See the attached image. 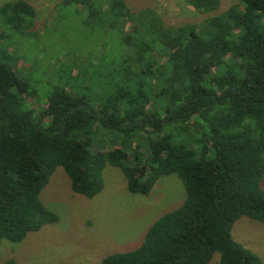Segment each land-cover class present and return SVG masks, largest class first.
Wrapping results in <instances>:
<instances>
[{"label": "trees", "instance_id": "1", "mask_svg": "<svg viewBox=\"0 0 264 264\" xmlns=\"http://www.w3.org/2000/svg\"><path fill=\"white\" fill-rule=\"evenodd\" d=\"M185 1L214 13L171 26L126 0H60L83 15L86 42L64 53L74 52L69 64L56 61L64 71L52 67L60 81L37 109L0 47V242L58 221L39 196L56 167L92 198L109 164L142 195L176 173L185 198L136 248L98 264H208L216 252L220 264H262L231 230L242 216L264 223V0L221 12L220 0ZM35 15L25 0L4 2L0 38L31 34ZM104 133L119 145L93 152Z\"/></svg>", "mask_w": 264, "mask_h": 264}, {"label": "rangeland", "instance_id": "2", "mask_svg": "<svg viewBox=\"0 0 264 264\" xmlns=\"http://www.w3.org/2000/svg\"><path fill=\"white\" fill-rule=\"evenodd\" d=\"M8 1L13 0H0V5ZM25 1L36 11L31 34L14 33L11 41L8 40L10 35L0 38V47L14 57L17 75L27 81L29 91H33L26 99L37 109L43 106L42 101L53 83L60 81V77H54L52 67L59 66L55 64L57 60L66 61L63 65L69 64L68 59L74 52L68 58L64 53L68 48L80 52L86 42L83 34L88 31L87 26L79 22L83 15L70 8L59 9L60 0ZM126 2L132 11L144 7L154 9L163 22L171 26L199 22L214 13H200L185 0ZM237 2L220 0L217 12ZM76 8L83 11L80 5ZM62 67L55 70L64 71ZM116 145L119 141L114 135L104 133L97 136L92 151L103 152ZM102 177V190L87 198L74 193L67 174L56 167L39 196L42 203L58 215V221L29 232L20 242L2 240L0 264H98L106 255L136 248L150 224L177 208L185 198L184 186L176 173L157 178L147 195L129 192L126 178L118 167L107 164ZM260 186L264 190V174ZM231 235L236 241L242 240L264 264V223L242 216L234 223ZM208 264H220L219 253H214Z\"/></svg>", "mask_w": 264, "mask_h": 264}, {"label": "crops", "instance_id": "3", "mask_svg": "<svg viewBox=\"0 0 264 264\" xmlns=\"http://www.w3.org/2000/svg\"><path fill=\"white\" fill-rule=\"evenodd\" d=\"M239 219H240V218H239ZM239 219H238V220H239ZM237 242H241V244L244 243L242 240H239V241H237ZM244 244H245V243H244ZM244 244H243V245H244ZM244 246H246V245H244Z\"/></svg>", "mask_w": 264, "mask_h": 264}]
</instances>
